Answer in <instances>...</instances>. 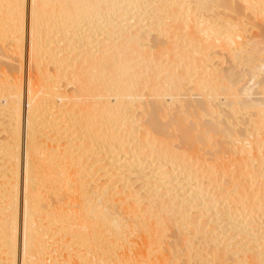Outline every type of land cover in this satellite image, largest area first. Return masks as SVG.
I'll list each match as a JSON object with an SVG mask.
<instances>
[{
  "label": "bare ground",
  "instance_id": "6f19581e",
  "mask_svg": "<svg viewBox=\"0 0 264 264\" xmlns=\"http://www.w3.org/2000/svg\"><path fill=\"white\" fill-rule=\"evenodd\" d=\"M241 1L260 3L255 13L264 17V0ZM225 2L0 0V39L18 59L28 34L26 83L23 64L0 67V264H264V217L256 215H264V180H255L264 132L250 135L254 150L242 149L250 170L238 163L244 173L232 181L224 164L203 173L187 151L216 144L202 132L227 116L242 122V106L257 107L252 122L264 130V93L232 87L247 82L234 73L240 64L215 72L223 61L206 63L210 49L235 44L243 56L252 46L238 23L211 12ZM253 62L244 63L264 74ZM224 128L215 130L235 150L245 130Z\"/></svg>",
  "mask_w": 264,
  "mask_h": 264
},
{
  "label": "rangeland",
  "instance_id": "374dc122",
  "mask_svg": "<svg viewBox=\"0 0 264 264\" xmlns=\"http://www.w3.org/2000/svg\"><path fill=\"white\" fill-rule=\"evenodd\" d=\"M225 1H226L225 3H222V4H221L222 6H223V4H224V7H221L220 4H219V5H220L219 8L217 7V5H214V8H215V9L212 8L210 5H208V7H209V9L212 8V9H210L211 12L214 10V11L212 12L213 14L219 16V17L217 18V20H222V22H223V21H226V22H228V21H229V22H230V21H233L232 23H233V24L235 23V25L238 23L240 27L238 26V24H237L236 26H235V25H232V26H234V27H237V26H238L237 29L239 30V32H240V30L242 29L240 33H238V31H237V34H238V35L241 34V35H240V36H241L240 38H242V39L244 40V42H247V43H245V44H248V42L250 41V43H249L247 46H250L251 44H252V46L247 47V50H246V48H245L246 45H244V49L247 51V52H246L247 54H246L245 51H244V53H243L244 55L242 54L243 56H241V49L238 48L235 44H234V46H233L232 44H230V45H231L232 47H234V48H231L230 46H228V47H229L228 50L226 49L224 52H223V50L221 51L219 48L217 49V47L215 46L216 48L210 49V50L208 51L209 58L211 57V60L206 61L207 66H208V65H211L212 67H214L215 65L213 66V65H212L213 63H212V62H215V60H218V61L220 62V60H222L223 62H221L220 64H219V63H215V64H218V65H216L217 67L222 68V69H218V68H216V66H215L214 68L217 69V70H215V72H224L226 68H229V67H231V66H232L231 68H233V65H234V67L236 68V67H237L236 65H238V63H239L240 65H238L239 67L236 68V71L234 70L235 68H233L232 70H234V73H235V74H238L239 72H240V73H243V74L246 76V77H245V76H244V77H245V80H246L247 82H245V81L243 82V80H242V82L240 83V82H237V80H236L235 83H239V84L237 85V84H234V82H233V83H232V84H233L232 87H236V89H237V88L239 87V85L241 86V85L244 83L243 85H247V86L252 85V86H253V91H252V92H257V91H258V92H263V93H264V91H262L263 88H264V87H263V86H264V84H263V83H264V79H263V78H264V74H263V73H259L258 75H257V74L254 75V73H255V71H256V70L254 69L255 67H254V68H253V67L251 68V67H249V66L246 65V64H248L249 59H251L252 57H253V58L251 59L250 63H252V62L255 60V61H256L255 64H256V63L258 64V65H256L257 67H258L259 65H261V63H262V65H264V64H263V63H264V62H263V61H264V45H263V44H264V41H263V40H264V38H263V37H264V25H263V24H264V17L262 18L261 16H258V18H257V15H259V13H258V14L255 13L257 10H259V8H260L261 5H260V3H259V4H258L259 8H257L258 6H256V3H255V6H256V7L254 6V3H253V5H252V6H253V9H254V7H255V9L253 10V9H251L252 6H251V7H248L244 1H241V0H236V1H235V0H234V1H232V2H233V3H232V2H230V0H229V7H230V5H231V7H232L233 4L235 3L234 6H233V8H231V7L229 8L228 5H227V4H228L227 0H225ZM196 3H197V2H196ZM196 3L191 2V3H190V7L192 8L193 6L196 5ZM198 3H199V2H198ZM231 3H232V4H231ZM192 4H193V5H192ZM194 4H195V5H194ZM212 5H213V4H212ZM219 5H218V6H219ZM225 5H227L226 7H228L230 10L232 9L233 11H232V10L229 11L228 9H226ZM215 6H216L217 8H216ZM245 6H246V9H244ZM201 7H203V6L201 5ZM201 7H199V8H201ZM208 7H207V8H208ZM216 9H217V10H216ZM260 9H261V8H260ZM198 10H199V9H198ZM202 10H203V11H206V9H205V10L202 9ZM202 10H201V11H202ZM207 10H208V9H207ZM227 10H228V12H227ZM242 10H244V11H242ZM252 10H253V11H252ZM219 11H222V12H219ZM236 11H237V12H236ZM215 12H216V13H215ZM220 13H221V14H220ZM256 14H257V15H256ZM255 15H256V16H255ZM221 16H222V17H221ZM220 18H221V19H220ZM225 18H227L228 20L225 19ZM253 18H254V19H253ZM224 19H225V20H224ZM229 19H231V20H229ZM239 19H240V20H239ZM255 19H256V21H255ZM261 19H262V20H261ZM237 20H238V21H237ZM243 20H244V21H243ZM242 21H243V22H242ZM240 22H242V23H240ZM262 23H263V24H262ZM241 24H242V27H241ZM260 26H261V27H260ZM240 28H241V29H240ZM262 28H263V30H262ZM26 29H27V26H26ZM237 29H236V30H237ZM232 33H233L234 35H236V33H234V32H232ZM58 34H59V33H58ZM200 34H201V33H199V35H200ZM27 35H28V34H27V30H26L25 37H24V41H23V46H24V47H22V50H23V52H22V55H23V56H22V59H20V58H19V59L16 58V56H15V54H14L13 52H8V50H7V48H6V44H8V40H7V38L2 37V39H0V43L2 42L1 45H0V54H1V51H2V54L5 53V54H4L5 57H6L7 55H8V57H10L9 59H8V58L6 59V58L4 57V55L1 54V56H0V67H3V68H4V66L6 67L7 65H10V63H11V64L14 63V64H12V65H14V67L17 68V65H20V66H21V65L23 64V66H22V80L24 79V84L26 83V76H27V75H26V73H27V72H26V70H27V68H26V66H27V64H26V62H27V61H26V59H27V58H26V57H27V53H26V52H27V40H28V36H27ZM154 35H155V34H154ZM201 35L203 36V34H201ZM58 36H59V35H58ZM60 37H61V35H60ZM196 37H197V36H196ZM198 37H199V36H198ZM198 37H197V38H198ZM200 37H201V36H200ZM200 37H199V38H200ZM250 37H251V38L253 37L254 40L251 39ZM259 37H260L261 41L259 40ZM203 38H204V37H203ZM203 38H202V39H203ZM200 39H201V38H200ZM242 39H241V40H242ZM249 39H251L254 43H253L251 40H249ZM243 40H242V42H243ZM247 40H249V41H247ZM255 41H256V42H255ZM262 41H263V42H262ZM5 42H6V43H5ZM175 42H176V41H175ZM215 42H218V41L215 40ZM256 43H257V46H256ZM150 44H152V43H150ZM150 44H149V45H150ZM215 44H216V43H215ZM254 44H255V45H254ZM258 45H259V46H258ZM3 46H4L6 49H5ZM254 46H255L256 49H254ZM188 47H189V46H186V45L184 46L185 49H187ZM235 47H236V48H235ZM239 47H240V46H239ZM258 47H259V48L261 47V48H260V51H259V48H258ZM189 48H190V47H189ZM230 48H231V49H230ZM248 48H249V49H248ZM229 49H230V50H229ZM232 49H234V50H236V51L240 49L239 51H237L239 54H236V53H235V56H236L235 58H238V60H237V59H236V60H233V58H234V56H233V55H234V53H233L234 50H232ZM252 49L255 50V51L253 52L254 54H251V55H250V56H251V57H250V56H249L250 53L248 54V52H252V51H251ZM261 49H262V51H261ZM218 50H220V51H218ZM248 50H249V51H248ZM257 50H258V51H257ZM5 51H6V52H5ZM226 51H228V53H226ZM232 51H233V52H232ZM189 52H190V51H189ZM216 52H217V53H218V52H221V53H219V54H221V55H219V54L217 55ZM231 52L233 53V55H232ZM242 52H243V50H242ZM155 53H156V50H155ZM198 53H199V52H197L196 54H195V53H191V54L195 55L194 57H195V58L197 57V60H198V58L200 57L199 55H201V53H199V54H198ZM258 53H259V54H258ZM245 54H246L247 56H246ZM257 54H258L259 56H258ZM237 55H238V56H237ZM239 55H240V56H239ZM252 55H254V56H252ZM255 55H256V56H255ZM11 56H12V57H11ZM219 56H223V57H222V58H219ZM232 56H233V57H232ZM248 56H249L250 58H249ZM201 57H202V55H201ZM201 57L199 58V59H200L199 62L201 61ZM217 57H218L219 59H217ZM224 57H225V58H224ZM239 57H241V58H239ZM243 57H244V58H243ZM246 57H247V58H246ZM254 57H255V58H254ZM257 57H258V58H257ZM261 57H262V58H261ZM245 58L247 59V61H246ZM12 59H13V60H12ZM14 59H15V60H14ZM214 59H215V60H214ZM224 59H225V60H224ZM228 59H229V60H228ZM239 59H240V60L244 59V60H245L244 62H245V63L247 62V63L245 64L243 61H242V62H243V63H242ZM11 60H12V61H11ZM21 60H22V61H21ZM212 60H213V61H212ZM227 60H228V61H227ZM260 60H261V61H260ZM5 61L8 62L9 64L6 63ZM13 61H14V62H13ZM230 61H231V62H230ZM232 61H233L234 63H233ZM1 62H3V63H1ZM4 62H5L6 64H4ZM225 62H226L227 64H226ZM240 62H241V63H240ZM18 63H19V64H18ZM200 63H201V62H200ZM202 63H203V62H202ZM206 63L204 62V64H206ZM231 63H232V65H231ZM250 63H249L248 65L251 66ZM253 63H254V62H253ZM16 64H17V65H16ZM225 64H226V65H225ZM243 64H244V65H243ZM50 65H51V64H50ZM50 65H48V66H50ZM227 65H228V66H227ZM245 65H246V66H245ZM220 66H223V67H220ZM225 67H226V68H225ZM257 67H256V68H257ZM248 68H249V69H248ZM238 69H239V70H238ZM252 69L255 70L254 73L252 72V71H253ZM262 69H264V66L262 67ZM0 70H1V69H0ZM222 70H223V71H222ZM244 70H245V71H244ZM251 70H252V71H251ZM23 71H24V78H23ZM242 71H243V72H242ZM247 71H248L249 73H247ZM250 71H251V72H250ZM237 72H238V73H237ZM2 73H3V71H1L0 76L2 75ZM166 73H167V72H166ZM240 73H239V74H240ZM251 74H252L253 76H252ZM260 74H262V75H260ZM163 75H164V76L161 78V82L164 84L165 81H167V79H168V81L166 82L167 84H164V85H165V86H166V85L169 86V84H171V83L173 82L171 74H170V73H169V74H168V73H167V74L163 73ZM165 76L168 77V78H165V79H164ZM234 76H235V75H234ZM234 76H233V77H234ZM237 76H238V75H237ZM251 76H252V79H253V80L251 79ZM235 77H236V76H235ZM235 77H234V80H235L236 78L238 79V77H236V78H235ZM249 77H250V78H249ZM258 78H259L261 81H260ZM261 78H262V79H261ZM169 79H171L172 81L169 80ZM249 79H250V81H249ZM238 80H239V79H238ZM255 80H256V81H255ZM0 81H1V78H0ZM253 81H254V84H253ZM1 83H2V81L0 82V85H1ZM61 83H62V82H61ZM61 83H60V84H61ZM256 83H257V86H256ZM62 85H64V83H62ZM62 87H63V86H62ZM71 87H72V86H71ZM60 88H61V87H60ZM60 88H59V90H60ZM70 89H71V88H70V85L67 86L66 88H64L65 91H69ZM180 89H181V88H180ZM180 89H179V90H180ZM233 89L235 90V88H233ZM257 89H258V90H257ZM259 89H260V90H259ZM261 89H262V90H261ZM55 90H57V89H55ZM61 90H63V88H62ZM61 90H60V91H61ZM179 90H178V91H179ZM183 90H184V88H182V89L180 90V92H181L182 94L185 92V91H183ZM178 91L176 92V94H177V93L179 94ZM182 91H183V92H182ZM62 92H64V91H62ZM66 93H68V92H66ZM185 93H186V92H185ZM182 94H180V95H182ZM260 94H261V93H260ZM183 95H184V94H183ZM261 95L264 96V94H261ZM165 96H166V95H165ZM220 96H222V95H220ZM254 96H255V95H254ZM256 96H257V95H256ZM240 97H241V96H240ZM240 97H237V99H238V98H239V99L242 98V97H241V98H240ZM185 99H187L186 96H185ZM216 99H218V98H216ZM242 99H243V98H242ZM174 100H175V99H174ZM175 101H176V100H175ZM176 102H179V101H176ZM68 103H69V102H68ZM175 104L178 105V103H175ZM175 104H174V105H175ZM174 105L172 104L171 108H169V109L172 110L173 107H175ZM245 107H246V108H245ZM248 107H249V109H248ZM175 108H176V107H175ZM175 108H174V109H175ZM241 108H243V109H241ZM241 108H239V110H241V112L237 111V113H238L237 115H238V118H239L240 120H242V122L244 121L243 124H242V122L237 121L238 124L235 123V125L233 126V125H232L233 123H230V122H233V121L231 120V121L229 122V121L227 120V119H229L230 116L225 117V121L223 120V119H224V118H223L221 123L228 124L229 126L231 125V126H233V129H232L231 126H230V127L228 126V127H229V128H228L227 126H223L221 123L218 124L219 127H220V125H222L221 128H220L221 131L223 130V129H222L223 127H225V128L227 127L226 129H229V130L231 129L233 132L237 131V130H238V127H239V128H243V129L245 130V131H244V134H245L244 136H242L243 134H242V135L240 134L241 138L245 137V139L243 138V141H242V142H241V141H240V142H237V141L235 142V141H234V143H233V144L236 145V147H234V148H236L237 151L239 150L238 153H236V152L234 153V151H235L236 149L234 150L233 148H232V149L229 148L230 146H229V144H228L227 142H225V140H226L225 138H224L225 140L222 141L223 137H222V136H221V137L219 136V135H221L222 133H221V134H217L218 131H219V133H220V129H218L219 127H214V131H215V132H214V131L211 132V130H213V129H211V130L208 129L210 132L208 131L207 133L204 131L206 134H205L204 132H202L203 135H207V136H208V139H209V136H210V139H209V140H212L213 142L216 143V144H214V145L212 144L213 146H212V145H211V146H210V145H209V146H208V145H204L205 143H204V144H203V143H201V144L199 143V144H198V145H199L198 148H196V147H197V145H196L197 143L195 144L196 147H194V143H193V145H191L190 147L193 146L194 149H189L190 147H188V150H187V151H188V153H189L190 155H192L190 158L198 159V163H199V165L201 166V167H200V168H201L200 171H202L203 173H208V168H210V169L213 168V169H212V170H214L213 173H215V171L219 170V171H218V173H219V172L222 171V170H220V169L223 168V167L225 166V167L223 168V169H225V172H224V171H223V172H224L225 174H226V173L228 174L227 178H229V173H230V174H231V175H230L231 178H229V179H231V181H232V179H233L232 177H233L234 174L237 175V176H235V177H242L243 174H240V173H244V172L250 170L249 167H247V166L245 167V166H244L245 164H243V160H244L245 163H247V161H246L247 158H244L243 155H245L246 153H248L247 155L249 156V155H250V154H249L250 151L254 150V149H251V148L254 147L253 145H254L255 141H254V143H252V142L249 143V142H250L249 138H250V139H253L252 137L255 138V136H256V138H257V134H258V136L261 135V134L263 135L264 130H262V129L258 130V128H256V125H255L254 120H253L254 123L252 122V117H253V115H252L253 112H252V111L256 110L257 107L253 109L252 106H248V105H246V106H242ZM250 108H251V110H250ZM221 109H222V108H221ZM245 109H246V111H245ZM225 110H226V109H225ZM228 110H229V109H228ZM243 110H244V111H243ZM248 110H249L250 112H249ZM226 111H227V110H226ZM226 113H227V112H226ZM244 114H246V115H244ZM241 115H242V116H241ZM243 116H244V117H243ZM250 116H251V117H250ZM246 117H247V118H246ZM230 118H231V117H230ZM250 118H251V119H250ZM231 119H232V118H231ZM239 119H238V120H239ZM248 119H249L250 121H249ZM247 120H248V121H247ZM246 121H247V122H246ZM228 122H229V123H228ZM249 123H250V125L252 124V127H251L250 125H248ZM236 124H237V125H236ZM253 125H255V128H256V129L254 128ZM235 126L237 127V129H234ZM244 126H245V127L247 126V128H245ZM250 127H251V128H250ZM207 128H208V127H207ZM212 128H213V127H212ZM215 128H216L218 131L215 130ZM225 128H224V129H225ZM248 128H249V129H248ZM229 130H228V131H229ZM239 130H240V129H239ZM249 130H250L251 133L249 132ZM251 130H257V131H251ZM223 131H224V130H223ZM223 131H222V132H223ZM226 131H227V130H226ZM226 131H225V132H226ZM228 131H227V132H228ZM259 131H262V132H260V134H259V133H258ZM174 132H175V131H174ZM247 132H249L250 134L247 133ZM253 132H254V133H253ZM175 133H177V132H175ZM192 133H193V132H192ZM192 133H190V134H191L190 136L193 135ZM194 133H195V132H194ZM210 133H213V134L210 135ZM246 133H247V134H246ZM255 133H256V134H255ZM196 134H197V133H196ZM196 134H194V135L196 136ZM214 134H216V135H214ZM201 135H202V134H201ZM203 135H202V137H203ZM248 135H249V136L251 135L252 137H251V136L249 137ZM253 135H254V136H253ZM262 135H261V136H262ZM207 136H206V138H207ZM214 136H215V137H214ZM247 136H248V137H247ZM204 137H205V136H204ZM219 137H220V138H219ZM193 138H195V137H193ZM246 138H248V139H247V142H245ZM256 138H255V139H256ZM189 139L192 141V137H190ZM217 140H219L218 143H217ZM176 141H177V140H176ZM176 141H174V142L172 143V144H174L175 146L177 145V143H178V144L180 143V142H178V141L176 142ZM197 142H198V141H197ZM244 142H245L246 144H245ZM225 143H226L227 149L229 148V149L231 150V151H230V150L228 149L230 152H227V149H225L226 147H223V146H225ZM240 143H241V144L248 145V146H245V145H244V146H243L244 148H243L242 145H241ZM202 144H203V145H202ZM252 144H253V145H252ZM200 145H201V146H200ZM216 145H217V147H216ZM230 145H231V144H230ZM249 146H250V147H249ZM193 147H192V148H193ZM209 147H210V148H209ZM239 147H242V148L239 149ZM195 148L198 149V150L196 151ZM205 148H206V149H205ZM207 148H209V149H207ZM216 148H217V149H216ZM219 148H220V149H219ZM245 148H246L247 151H248V149H251V150H250L249 152H245V153H244V151H243L242 149H245ZM222 149H225V150H226L225 153H224L225 155H221V153H219V152H222ZM207 150H208V151H212V150H214V151H213L214 153H213V152H208ZM217 150H218V151L221 150V151L217 152ZM232 150H234V151H232ZM240 150H241V152H240ZM246 150H245V151H246ZM194 151H196V152L194 153ZM215 151H216V153H215ZM192 152H193V154H191ZM205 152H206V153H205ZM226 152H227V153H226ZM254 152H255V153L258 152L256 148H255V151H254ZM243 153H244V154H243ZM209 154H211V155H209ZM219 154H220V157H221V158L219 157ZM222 154H223V153H222ZM237 154H239V155H238V158H237ZM241 154H242V155H241ZM208 155H209V156H212V155H213V156H212L213 159H212V157H207ZM234 155H236V159H238L236 165H237L239 168H238L234 163L231 164L232 160H233V161L236 160ZM247 155H246V157H248ZM202 156H203V157H202ZM214 156H216V157L214 158ZM233 156H234V157H233ZM204 157H205V159H204ZM227 157H228V158H227ZM206 158H207V159H206ZM208 158H209V159L211 158L210 161H211V162L213 161V162L211 163V162L209 161ZM218 158H220L221 160H220V159L218 160ZM240 158H241V159H240ZM243 158H244V159H243ZM223 159H224V160H223ZM229 159H230V160H229ZM204 160H205V161H204ZM216 160H217V162L219 161L220 164H219V162L217 163ZM206 161H207V162H206ZM208 161H209V162H208ZM222 161H224V162H222ZM227 162H230V163L228 164ZM153 163H155V162H153ZM207 163H209V164H207ZM210 163H211V164H210ZM221 163H222V165L224 164V166L220 167V166H221ZM238 163H240V165H242L243 168H241V167L239 166ZM216 164H219V165H220V166L218 165V166L220 167L219 169H218V167H217ZM225 164H226L227 166H226ZM230 164H231V165H230ZM247 164H248V163H247ZM228 165H229V166H228ZM208 166H210V167H208ZM235 166H236L237 168H236ZM234 167H235V168H234ZM226 168H227V170H226ZM240 168H241V170H243L244 172H242V171L240 170ZM210 169H209V172L211 171V173H212V170H210ZM232 169H233V170H232ZM236 169H237V170H236ZM246 169H248V170H246ZM230 170H231V171H230ZM253 170H254V169H253ZM256 170H257V169H255L254 171H256ZM259 170L262 171L261 166H260V169H259ZM259 170H258V171H259ZM263 171H264V169H263ZM263 171H262L261 173L264 174ZM223 172H222V173H223ZM235 172H236V173H235ZM238 172H239V173H238ZM256 172H257V171H256ZM256 172H255V173H256ZM216 173H217V172H216ZM224 173H223V175H224ZM261 173H260L259 178H258V174H259V172L256 173V174H257V178H255V180H256V179H257V180H258V179L264 180V179H263V174H261ZM227 174H226V175H227ZM226 175H225L224 179L230 182V180L226 178ZM244 180H245V179H244ZM257 180H256V181H257ZM256 181H255V182H256ZM229 182L227 183L228 185L225 184V183H223V184H222L223 188H224V185H226L225 187L227 188V186H229ZM221 183H222V182H221ZM253 184H254V183H253ZM256 184H257V182H256ZM254 185H255V184H254ZM230 187H231V186H230ZM230 187H229V189H230ZM216 189H217V188H216ZM216 189H215V190H216ZM219 189H220V188H219ZM227 189H228V188H227ZM217 190H218V189H217ZM215 192H216V191H215ZM211 193H213V191H212ZM259 197H261V196H259ZM258 199L261 200V198H258ZM262 201H264L263 198H262ZM263 207H264V202H263ZM262 211H263V210H262ZM262 213H263V212H260V213H257L256 215H258V216L260 217V219H261V217H262V216L264 217V215H259V214H262ZM263 217H262V219H263ZM168 239L170 240L171 237H168ZM195 242H196V240H195ZM196 243H197V242H196ZM200 248H201V247H200Z\"/></svg>",
  "mask_w": 264,
  "mask_h": 264
}]
</instances>
